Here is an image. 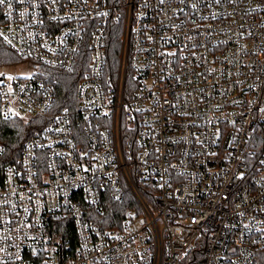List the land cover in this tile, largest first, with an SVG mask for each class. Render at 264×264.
<instances>
[{"label": "built area", "instance_id": "2783aa9c", "mask_svg": "<svg viewBox=\"0 0 264 264\" xmlns=\"http://www.w3.org/2000/svg\"><path fill=\"white\" fill-rule=\"evenodd\" d=\"M0 42V264H264V0H5Z\"/></svg>", "mask_w": 264, "mask_h": 264}, {"label": "trees", "instance_id": "16d2710c", "mask_svg": "<svg viewBox=\"0 0 264 264\" xmlns=\"http://www.w3.org/2000/svg\"><path fill=\"white\" fill-rule=\"evenodd\" d=\"M119 52V45L116 39H110L108 44L107 57L111 64L117 62ZM19 57L7 46L0 42V64L19 61ZM84 60L83 56L78 59V66L72 71H59L57 69H46V74L50 76L51 81H55L57 90V107L68 106L75 103V87L82 69H80L81 61ZM29 122L19 121H6L0 117V141L6 144L7 153L0 158V173L3 161L9 158V154L13 147L18 145L21 140L30 135ZM13 151V150H12ZM123 196L115 198V204L121 209L123 207H131L134 203L131 193L125 190Z\"/></svg>", "mask_w": 264, "mask_h": 264}, {"label": "rangeland", "instance_id": "374dc122", "mask_svg": "<svg viewBox=\"0 0 264 264\" xmlns=\"http://www.w3.org/2000/svg\"><path fill=\"white\" fill-rule=\"evenodd\" d=\"M31 72H32V64L26 62L25 60L19 59V61L0 64V74L6 73L12 75L26 76L29 75Z\"/></svg>", "mask_w": 264, "mask_h": 264}, {"label": "snow or ice", "instance_id": "6c2138e0", "mask_svg": "<svg viewBox=\"0 0 264 264\" xmlns=\"http://www.w3.org/2000/svg\"><path fill=\"white\" fill-rule=\"evenodd\" d=\"M5 0H0V5L4 4Z\"/></svg>", "mask_w": 264, "mask_h": 264}]
</instances>
